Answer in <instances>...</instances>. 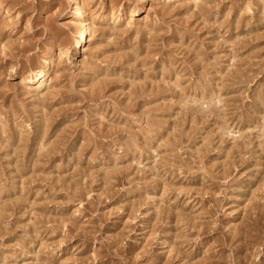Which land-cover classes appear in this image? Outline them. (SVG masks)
I'll use <instances>...</instances> for the list:
<instances>
[{
    "label": "rangeland",
    "instance_id": "obj_1",
    "mask_svg": "<svg viewBox=\"0 0 264 264\" xmlns=\"http://www.w3.org/2000/svg\"><path fill=\"white\" fill-rule=\"evenodd\" d=\"M74 1L0 0V264H264V0Z\"/></svg>",
    "mask_w": 264,
    "mask_h": 264
},
{
    "label": "bare ground",
    "instance_id": "obj_2",
    "mask_svg": "<svg viewBox=\"0 0 264 264\" xmlns=\"http://www.w3.org/2000/svg\"><path fill=\"white\" fill-rule=\"evenodd\" d=\"M73 10H72V13L71 15H79L82 13L81 11V5H80V0H75L74 1V4H73ZM80 16V15H79ZM80 19V18H79ZM79 21V22H78ZM77 24L80 28V31L79 33L77 34V37L75 38V41H74V44H75V48L78 49V48H81L82 45L85 44L86 40H87V31H88V19L87 17L84 15L83 18L81 20H78ZM42 71L41 70H38L37 73L35 74L34 77H31L30 80H36V79H39L40 77H42ZM29 80V79H28ZM41 87V86H40Z\"/></svg>",
    "mask_w": 264,
    "mask_h": 264
}]
</instances>
